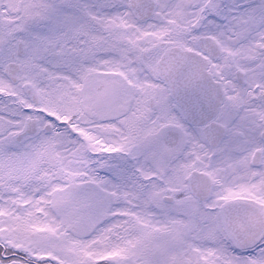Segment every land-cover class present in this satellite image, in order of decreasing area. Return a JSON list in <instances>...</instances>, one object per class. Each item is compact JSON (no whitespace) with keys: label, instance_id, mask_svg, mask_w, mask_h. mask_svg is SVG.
<instances>
[{"label":"rangeland","instance_id":"obj_1","mask_svg":"<svg viewBox=\"0 0 264 264\" xmlns=\"http://www.w3.org/2000/svg\"><path fill=\"white\" fill-rule=\"evenodd\" d=\"M210 1L152 0L150 13L140 18L130 0H117V10L114 5L103 10L101 30L71 13L64 25L68 31H60L63 25L57 23L51 32L47 0H2L0 91L5 96L0 110H10L14 93L22 92L27 101L25 92L31 89L43 106L62 107L68 98L71 106L86 111L72 127L70 159L55 167L49 190L54 193L43 197L35 181L22 185L24 249L30 241L45 242L48 233L55 264H226L217 235L206 250L192 251L191 245L200 244L186 237L178 240L177 249H168L184 216L161 200L165 191H183L190 172L201 170L213 179L216 199L240 196L264 207V157L258 165L249 159L261 144L260 128L246 129L239 112L242 106H264L255 90L264 87V0H226L217 10ZM201 36L213 37L221 48L212 65L222 71L228 106L236 108L221 117L228 132L215 148L198 127L186 124L148 69L163 48H192ZM18 39L27 52L19 83L12 84L3 70ZM237 72H243V83L236 80ZM128 96L132 103L125 112L122 102ZM170 128L182 137L175 148L162 151L159 138ZM64 171L70 177L65 179ZM81 185L90 189H74ZM47 201L53 204L46 206ZM4 213L8 216L11 209ZM254 249L247 250L246 264L254 262ZM199 251L203 255L194 259ZM38 253L47 250L40 247Z\"/></svg>","mask_w":264,"mask_h":264},{"label":"flooded vegetation","instance_id":"obj_2","mask_svg":"<svg viewBox=\"0 0 264 264\" xmlns=\"http://www.w3.org/2000/svg\"><path fill=\"white\" fill-rule=\"evenodd\" d=\"M47 1L48 16L52 24L50 28L51 32L56 30L55 25L57 23H60V26L63 25V29L60 31H68L64 25L67 24L66 19L70 17L71 13L91 22L93 21L95 27L101 30L103 10L111 8L113 5L117 10L118 6L117 0ZM1 2L2 0H0V3ZM1 6L0 4V12ZM97 16L99 18L95 20ZM3 22L4 19L0 15L1 34L4 32V28L2 27ZM83 36H85V34ZM20 40L21 39H18L12 44L13 50L10 52L8 59L5 60L4 69L7 63L13 62L19 64L21 71V60L23 57L17 55V47ZM190 49L197 50L196 44L194 43L193 47ZM83 55L85 56V53ZM222 59L225 60V57L220 59L223 62ZM213 60L215 59H209V70L213 77L216 80H220L224 85V102L214 118V121L221 123V117L225 114H234L236 108L228 106V87L224 82V77L220 76L222 71L213 68ZM152 68L153 67L148 68L150 72ZM98 76L99 78H103L100 74ZM18 83L19 82L15 84ZM255 90H257L256 94L261 95L264 101V87L256 86ZM25 94L28 98L27 101H23L22 92L14 93V100L10 102V110L8 112H6V110H0V264H55L53 258L50 256L51 254L49 255L53 250L52 246L49 244L50 236L48 233L47 238L43 239L45 242H41V244L38 245V242L30 241L29 246L33 248H29L28 245H25L26 249H24L22 241L24 231L20 220V216L25 208L22 204V185L23 183L28 185L32 181H35L37 183L36 192L41 193L43 197L46 194L54 193V190L51 192H49V190L54 181L55 167L57 170L60 169L61 162H68L67 160L70 159V134L72 132L75 133L72 127L81 121L82 115H84L86 111L80 105L71 106V102L68 98L64 99L62 107H46L43 106V100L39 99L31 89L26 90ZM4 96L5 93L0 91V98ZM131 103V97L128 96L125 105L122 102V109L128 112ZM112 110H114L113 107L111 111ZM260 111H264V106L258 109L250 106H242L239 109V112L243 115L242 119L245 121L246 129L256 130L260 128L258 136L261 144L249 153L250 163L252 157L256 153L259 154L260 160L264 157V119H261ZM262 114L264 116V113ZM221 124L226 129L225 137L228 132V127L223 123ZM56 126H58V128ZM198 128L201 130V127ZM173 130L179 132L181 139L182 132L176 128H173ZM60 135H62L61 139L59 138ZM162 136L159 138L162 151L176 147H168ZM210 159L211 156L209 157V162ZM198 171L203 173L201 170ZM62 173L65 179L70 177L68 171ZM67 185L68 188L71 187L69 183ZM81 187L87 188L88 190L90 189L82 185L78 187L74 186V189H80ZM183 195L185 196V201H183V198H180V196ZM9 196H12L10 202H8ZM163 196L172 198V201L163 200ZM161 200H163L165 205L176 206L175 208L178 213L184 216V222L176 224V226L180 228L177 230L175 229V233L172 235V241L175 242V245L170 246L167 244L168 249L174 247L177 249L178 240L182 237H186L193 239L194 244H200L197 246L194 245V248L191 245L192 251H194V249L206 250L205 244H211L217 235L219 243L223 242L224 244L222 256L226 264H246V255L249 252L247 250L252 246L255 247V256H253L254 262L250 264H263L264 255H261V250L264 252V207L262 205L240 196H221L216 199L213 191V179L212 188L202 201H199L191 195L188 186L180 192H163ZM186 201L193 203H184ZM236 202L252 205L260 211L263 217V227L249 247L240 246L236 243L226 226L227 221L222 212V208L226 204ZM51 204H53L52 201L46 202V206ZM6 205L8 206L6 207ZM6 208L11 209V213L8 216L4 213ZM215 212H217V216ZM171 231L173 232V229L169 230L168 233ZM32 238H34V236H32ZM40 247H44L48 254L38 253V248ZM199 254L203 255V252H194L193 258L199 257ZM200 264L212 263L210 261L201 260Z\"/></svg>","mask_w":264,"mask_h":264},{"label":"water","instance_id":"obj_3","mask_svg":"<svg viewBox=\"0 0 264 264\" xmlns=\"http://www.w3.org/2000/svg\"><path fill=\"white\" fill-rule=\"evenodd\" d=\"M130 4L136 15L143 18L149 14L152 0H130ZM196 44L199 51L179 46L166 48L156 61L154 72L166 87L172 102L179 107L184 121L188 125L201 127L205 141L215 148L226 133L225 127L213 120L223 104L224 87L208 70V58H216L220 54V48L211 36L197 38ZM25 53L26 46L19 41L17 55L23 57ZM19 71V64L13 62L8 63L4 69L12 84L18 82ZM236 80L244 82V74L237 72ZM149 106L154 107L153 98L150 99ZM162 138L168 147H174L178 143L179 132L169 129ZM259 160L260 156L256 153L251 164L257 165ZM186 182L191 195L199 201H202L212 188L210 176L197 170L190 172ZM163 200L172 201V198L163 196ZM222 212L231 236L241 246H248L263 227L260 211L250 204H226Z\"/></svg>","mask_w":264,"mask_h":264},{"label":"trees","instance_id":"obj_4","mask_svg":"<svg viewBox=\"0 0 264 264\" xmlns=\"http://www.w3.org/2000/svg\"><path fill=\"white\" fill-rule=\"evenodd\" d=\"M226 0H211L210 4L211 6L217 10L220 9L222 7V5L225 3Z\"/></svg>","mask_w":264,"mask_h":264},{"label":"bare ground","instance_id":"obj_5","mask_svg":"<svg viewBox=\"0 0 264 264\" xmlns=\"http://www.w3.org/2000/svg\"><path fill=\"white\" fill-rule=\"evenodd\" d=\"M151 9H152V8H151ZM150 99H151V98H150ZM153 99H154V98H153ZM154 101H155V100H154ZM149 105H150V100H149ZM98 145L101 146V145H102L101 142H100V143L98 142Z\"/></svg>","mask_w":264,"mask_h":264}]
</instances>
